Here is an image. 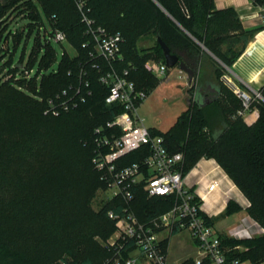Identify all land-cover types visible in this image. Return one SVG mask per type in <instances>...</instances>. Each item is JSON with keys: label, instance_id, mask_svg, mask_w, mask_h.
<instances>
[{"label": "trees", "instance_id": "1", "mask_svg": "<svg viewBox=\"0 0 264 264\" xmlns=\"http://www.w3.org/2000/svg\"><path fill=\"white\" fill-rule=\"evenodd\" d=\"M78 1L0 0V264H126L132 242L123 244L119 252L108 244L79 257L70 247L66 255L56 252L54 239L58 232L73 236L83 226L86 210L77 204L80 199L75 191L81 181L76 169L92 165L97 181L107 187L92 162L94 129L114 118L122 107L118 102H106L109 86L101 81L102 73L111 66L120 71L129 68L137 86L150 94L160 78L144 64L148 60L165 62L158 34L195 75L189 82L188 107L176 123L165 132L151 128V133L163 136L171 152L183 153L184 174L202 156L215 158L249 199L248 214L264 226V100L254 98L249 109L256 106L259 116L254 123H246L239 113L242 99L222 78L226 70L201 47L203 44L231 66L255 29H245L233 6L218 8L215 0H85L96 23L124 37L122 58L109 62L96 57ZM41 9L52 30H63L75 49L70 53L64 47L58 68L49 73L45 72L57 62L58 52L40 29L43 26L50 31ZM20 19H26V24L12 29V23ZM34 31L35 43L25 62L26 45ZM149 35L155 36L154 44L140 49L138 41ZM24 36L22 52L14 61ZM42 50L44 54L39 58ZM36 61L37 71L30 78L17 77L23 66L34 68ZM96 62L100 68L93 66ZM3 76L6 79L2 80ZM80 77L89 83L84 89L85 101L58 115L45 112L47 98L79 84ZM209 88L216 93L206 100L202 93ZM259 92L264 97V84ZM142 150L123 156L120 163L140 160ZM133 194L131 206L141 220L164 212L175 202L174 195L149 197L143 183L133 187ZM126 204L122 196L116 195L89 215L94 234L105 240L112 236L117 220L110 212L123 214ZM241 208L228 199L221 214ZM216 217L210 218V223L214 224ZM48 218L54 221V231L47 227L46 231L36 232L34 222L30 223ZM221 240L229 260L250 264L264 261V233L237 239L221 232ZM168 242L166 237L164 247ZM239 245L246 249L240 251ZM183 264L194 263L189 258Z\"/></svg>", "mask_w": 264, "mask_h": 264}, {"label": "built area", "instance_id": "2", "mask_svg": "<svg viewBox=\"0 0 264 264\" xmlns=\"http://www.w3.org/2000/svg\"><path fill=\"white\" fill-rule=\"evenodd\" d=\"M77 6L81 12V19L86 24V32L90 35V43L93 42L96 57H103L109 62L121 59L123 35L120 32L111 33L106 27L96 23L88 13L90 8L85 0H79ZM261 11L264 12V3ZM40 29L47 35L48 40L70 45L63 30L54 28L50 32L43 26H40ZM93 66L100 68L97 62ZM144 66L159 78L166 74L168 68L165 62L153 60L146 61ZM22 69L17 77L21 75L30 78L36 70L27 66H23ZM180 72L181 78H189L186 72L182 70ZM80 78L82 81L79 84L63 88L49 96L45 112L58 115L63 111L77 108L85 101L84 89L89 83ZM100 79L109 86L106 102H118L122 110L105 124L95 127L92 162L110 192L109 198L120 195L127 203L123 214L110 212L111 217L117 220V229L108 240V244L119 252L123 244L132 242L133 249L125 258L126 264H183L189 258L169 260L163 244L165 238L161 233L187 230L195 242V254L190 257L194 264H243L239 259L227 258L221 231L217 229L215 223L209 221L221 210V205L216 200L210 205L206 204L209 195L218 190L227 194L231 190L229 187L231 178L221 164L215 158L204 157L184 174L181 169L183 153L171 152L164 142V137L153 135L151 128L141 116L140 105L149 93L137 86L136 81L130 77V69L120 71L111 66L102 73ZM86 90L88 93L91 92L89 89ZM235 92L242 99L243 108L239 111L242 115L249 110L255 95L261 96L259 90L255 91L254 96L237 87ZM139 149H143L140 160L128 164L120 163L123 156ZM205 161L211 163V168L204 167ZM192 173L197 177L195 181V184L199 185L197 189L194 184H189L188 176ZM142 183L149 197L174 195L175 202L169 209L156 216L146 220L139 219L131 203L134 197L133 187ZM224 202L227 205L228 199L225 198ZM250 204L248 201L243 206L248 207ZM263 233L264 226L250 215L242 216L237 223L230 225L227 231L228 236L247 238ZM134 251H137V254Z\"/></svg>", "mask_w": 264, "mask_h": 264}, {"label": "rangeland", "instance_id": "3", "mask_svg": "<svg viewBox=\"0 0 264 264\" xmlns=\"http://www.w3.org/2000/svg\"><path fill=\"white\" fill-rule=\"evenodd\" d=\"M41 17L44 21V24H46L47 28L51 31L52 25L46 13L42 9H41ZM26 22H27L26 19H20L18 21H14L11 27L12 29L21 28L24 24H26ZM35 33L36 31L32 32L31 35L29 36L25 50L26 51L25 62H28L29 55L33 49L35 43ZM25 39H26L25 36L21 39V43L16 49V52L14 53V57H15L14 61H18L20 54L22 52ZM154 42H155V36H152V38L142 37L137 44L140 49L143 48L145 49L151 47L154 44ZM53 43L58 52V60L51 67V69L45 73H49L52 72L53 69H57L58 63L61 59L63 47L60 43H55V42ZM63 46H65V48H67L70 51V53H75V49L70 45H68L67 43H63ZM201 47L202 49H204L205 52L208 53V55L212 56L223 69L225 70L227 69L226 64L219 57H217L212 51H210L207 47H204L202 45ZM43 54H44V50L40 52L39 58H41ZM37 65H38V61L34 63L33 67L36 69L38 67ZM181 74L182 73L180 72V68L177 65L168 67L166 70V74L160 77L159 85L148 95L146 100L140 105L139 112L141 116L145 119V123L148 127L156 128L160 131L165 132L169 130L176 123L180 114L188 107V103H189L188 98L190 94L188 89L190 87V84L187 78L180 77ZM6 77L7 76H3L2 80L6 79ZM222 78L224 79V77ZM191 95L193 97V94ZM255 98L258 100L259 99L264 100L261 96L255 95ZM204 157L206 156H202L200 159ZM75 172L78 174L79 179L81 181L80 185L75 191V193L78 195L80 199V201H78L77 204L80 205L83 210H86V215L82 222L83 226L79 227V229L77 230L78 232L70 237L58 232L57 238H55L54 241H56V247L58 248L56 252H58L59 254L62 253V255H66L67 253L65 250L66 248L70 247L74 249V251L79 257H81L82 255L84 256L93 252L94 249H97L99 247H107L108 245V240L110 239L111 236L105 240L102 239L100 236L94 234V226L91 223L89 215H92L93 212L99 209L101 204H103L104 201H106L109 198L110 192L97 181L94 175V168L92 165H90L88 168L81 167L80 169H76ZM188 177L190 179H193L192 174H189ZM193 182L195 187V181ZM232 182L234 181L232 180ZM232 182H229V184L234 185ZM224 197L226 199H232L234 202L239 203L242 207L240 211H237L235 213L232 214L220 213L217 217L215 216L216 217L215 222H217L216 223L217 229L222 228L223 230L221 232L227 234L228 231V229L226 228L227 225L229 224L233 225L237 223L242 216L249 215L248 207L243 206V204L245 205V203H248L249 199L246 200L245 202H242V200L239 199V197H236L231 193V190L227 194H224ZM33 222H34L33 227L36 230V232L46 231L47 227L48 229H51V231H54L53 226L55 224L52 218L46 219L45 222L39 220H34V221L32 220V222L30 223ZM189 237H190L189 232L186 230L180 231L172 235L171 245L169 248V255L170 256L178 255L190 250L191 249L190 244L192 243L189 240ZM229 237H233L237 239L247 238V237H234V236H229ZM32 245L34 249L35 243L33 242ZM36 246H38V243L36 244ZM237 248L240 251L246 249V247L243 245H239L237 246ZM243 264H247V262L245 261L243 262Z\"/></svg>", "mask_w": 264, "mask_h": 264}, {"label": "crops", "instance_id": "4", "mask_svg": "<svg viewBox=\"0 0 264 264\" xmlns=\"http://www.w3.org/2000/svg\"><path fill=\"white\" fill-rule=\"evenodd\" d=\"M215 2L218 8L233 6L239 12L243 27L245 29H255L254 34L248 39L241 54L234 60L231 66L226 65L227 69L224 76H222L227 77V79L223 80L234 92L235 87H237L239 90L245 91L248 94L254 96L255 91L259 90V88L264 84V12L261 11V6L263 5V3L254 2V0H215ZM145 37L152 38V35ZM258 116L259 110L255 106L249 109L243 116V118L246 123L252 124L257 120ZM203 164L206 169L211 168V163L209 161H205L203 162ZM192 175L193 179L188 178L189 184H194L193 181H196V175H194L193 173ZM232 183L234 185L229 184L231 193L234 196L239 197L242 202L248 200V198L243 194L239 187L234 182ZM197 188H199V185L195 184V189ZM224 199V193H222L221 190H218L209 195L206 204L210 205L215 200L218 201L221 205L220 213H222L226 207ZM216 223L217 222H215V225ZM230 225L231 224L227 225L226 228L228 229ZM219 230L222 231L223 229L220 228ZM178 232L180 231H176V233ZM176 233H169L166 231H163L161 233V236L163 238L168 237L169 239L166 247L169 260L178 261L192 257L195 254V242L192 239L190 232L189 240L192 243L190 244L191 249L182 254L172 256L169 255L171 236ZM134 253L137 254V251H134ZM247 264L250 263L247 262ZM258 264H264V261Z\"/></svg>", "mask_w": 264, "mask_h": 264}, {"label": "water", "instance_id": "5", "mask_svg": "<svg viewBox=\"0 0 264 264\" xmlns=\"http://www.w3.org/2000/svg\"><path fill=\"white\" fill-rule=\"evenodd\" d=\"M157 41L159 42L161 48L163 49V53L165 56V64L168 67H172V66L177 65L182 71L187 73V75L189 77V82H191L193 80L194 75H195V71L185 61L180 60V58L177 54L171 52L169 46L161 38L160 34L157 35ZM202 46H204V45L202 44ZM215 93L216 92L213 89L209 88V91H207L206 93L203 91L202 96L204 99L209 100V96H213V95H215ZM261 97L264 99V97L262 95H261Z\"/></svg>", "mask_w": 264, "mask_h": 264}, {"label": "bare ground", "instance_id": "6", "mask_svg": "<svg viewBox=\"0 0 264 264\" xmlns=\"http://www.w3.org/2000/svg\"><path fill=\"white\" fill-rule=\"evenodd\" d=\"M229 179V178H228ZM229 182H232L231 179H229Z\"/></svg>", "mask_w": 264, "mask_h": 264}]
</instances>
